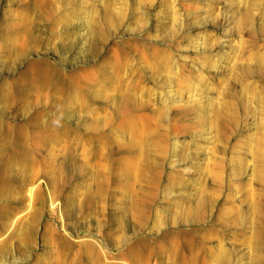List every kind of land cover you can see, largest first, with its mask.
Masks as SVG:
<instances>
[{
	"label": "rangeland",
	"instance_id": "rangeland-1",
	"mask_svg": "<svg viewBox=\"0 0 264 264\" xmlns=\"http://www.w3.org/2000/svg\"><path fill=\"white\" fill-rule=\"evenodd\" d=\"M0 264H264V0H0Z\"/></svg>",
	"mask_w": 264,
	"mask_h": 264
},
{
	"label": "bare ground",
	"instance_id": "bare-ground-1",
	"mask_svg": "<svg viewBox=\"0 0 264 264\" xmlns=\"http://www.w3.org/2000/svg\"><path fill=\"white\" fill-rule=\"evenodd\" d=\"M97 259V258H96ZM99 261V259H97Z\"/></svg>",
	"mask_w": 264,
	"mask_h": 264
}]
</instances>
